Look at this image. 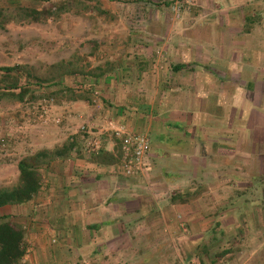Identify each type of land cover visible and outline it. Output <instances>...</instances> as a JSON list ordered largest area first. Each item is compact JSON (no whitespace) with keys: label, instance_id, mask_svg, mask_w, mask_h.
I'll list each match as a JSON object with an SVG mask.
<instances>
[{"label":"crops","instance_id":"0c3cea01","mask_svg":"<svg viewBox=\"0 0 264 264\" xmlns=\"http://www.w3.org/2000/svg\"><path fill=\"white\" fill-rule=\"evenodd\" d=\"M186 2L178 20L144 7V36L48 89L63 126L27 156L74 143L42 165L31 202L5 207L26 231L23 264H264V0ZM82 125L102 133L99 154ZM112 126L149 137L143 175L121 174Z\"/></svg>","mask_w":264,"mask_h":264},{"label":"rangeland","instance_id":"374dc122","mask_svg":"<svg viewBox=\"0 0 264 264\" xmlns=\"http://www.w3.org/2000/svg\"><path fill=\"white\" fill-rule=\"evenodd\" d=\"M60 1L0 0V12L5 15L0 19V68L27 66L41 81L31 87L23 102L0 91V165L6 159L13 158L14 164L27 157L30 139L59 134L63 124L56 104L61 98L51 96L48 89L61 86L67 78L75 82L76 74L84 73V63L92 65L90 58L113 51L110 43L144 36L143 18L148 15L144 7L168 9L167 14H159L167 20L180 18L175 7L181 6L180 14L193 7L186 0H74L65 5ZM26 9L44 15L36 22L25 16L22 11ZM255 23L264 25V15L256 16ZM70 71L75 73H67ZM12 153L17 156H8ZM18 184L17 168H0V188ZM10 209H0V216ZM258 211L252 216L264 217L262 205ZM21 212L16 208L13 216L29 217L25 210Z\"/></svg>","mask_w":264,"mask_h":264},{"label":"trees","instance_id":"16d2710c","mask_svg":"<svg viewBox=\"0 0 264 264\" xmlns=\"http://www.w3.org/2000/svg\"><path fill=\"white\" fill-rule=\"evenodd\" d=\"M43 3H51L58 0H36ZM60 1V0H59ZM74 0H63L62 5L68 4ZM26 17L39 22L44 15L36 10L22 11ZM102 14H109L102 11ZM4 12H0V19L4 17ZM0 91L3 94L12 96L18 101L23 102L30 93L33 85H39L38 78L31 73L29 67L17 65L14 67L0 68ZM67 73L74 74V71ZM36 80V81H34ZM58 86V85H56ZM51 88V87H50ZM74 141L65 144L62 148L54 151L42 150L38 153L23 158L18 163L19 184L13 188H0V209L8 206H21L31 202L42 188V165L50 161L64 157L73 149ZM26 231L22 225L13 221L11 215L0 216V264H23L26 255L25 246Z\"/></svg>","mask_w":264,"mask_h":264},{"label":"built area","instance_id":"2783aa9c","mask_svg":"<svg viewBox=\"0 0 264 264\" xmlns=\"http://www.w3.org/2000/svg\"><path fill=\"white\" fill-rule=\"evenodd\" d=\"M178 17L181 15V6L175 7ZM116 139L119 141V169L123 176L131 178L143 175L146 170V158L150 151V139L146 134L133 133L123 127L112 126ZM83 137V151L87 155H97L104 147L102 133L96 132L87 125L80 127ZM57 239H53L55 244ZM23 262H25L23 260Z\"/></svg>","mask_w":264,"mask_h":264}]
</instances>
